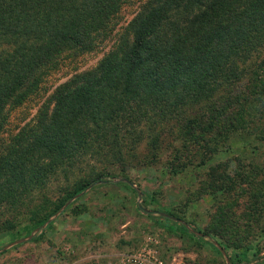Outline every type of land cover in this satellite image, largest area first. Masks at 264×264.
Returning a JSON list of instances; mask_svg holds the SVG:
<instances>
[{"label":"trees","instance_id":"trees-1","mask_svg":"<svg viewBox=\"0 0 264 264\" xmlns=\"http://www.w3.org/2000/svg\"><path fill=\"white\" fill-rule=\"evenodd\" d=\"M101 53L9 130L68 62ZM242 133L264 136V0H0V236L57 212L35 202L62 175L77 177L71 198L113 183L93 162L141 148L179 174Z\"/></svg>","mask_w":264,"mask_h":264},{"label":"rangeland","instance_id":"rangeland-1","mask_svg":"<svg viewBox=\"0 0 264 264\" xmlns=\"http://www.w3.org/2000/svg\"><path fill=\"white\" fill-rule=\"evenodd\" d=\"M134 10L127 9L128 19ZM102 56L68 62L48 92L12 111L9 130L32 120L76 66L91 68ZM234 140L179 174L167 164L170 155L144 159V148L129 163L93 162L88 171L113 183H80L84 190L71 198L77 177L62 175L35 206H63L42 225H32L33 214L21 216L0 236V264H264V136L242 133Z\"/></svg>","mask_w":264,"mask_h":264},{"label":"water","instance_id":"water-1","mask_svg":"<svg viewBox=\"0 0 264 264\" xmlns=\"http://www.w3.org/2000/svg\"><path fill=\"white\" fill-rule=\"evenodd\" d=\"M165 217H170V218H172V219H175V220H178L176 217H173V216H171V215H168V214H164V213H162Z\"/></svg>","mask_w":264,"mask_h":264},{"label":"built area","instance_id":"built-area-1","mask_svg":"<svg viewBox=\"0 0 264 264\" xmlns=\"http://www.w3.org/2000/svg\"><path fill=\"white\" fill-rule=\"evenodd\" d=\"M150 251H152V248ZM151 264H163V263L162 262H152Z\"/></svg>","mask_w":264,"mask_h":264}]
</instances>
